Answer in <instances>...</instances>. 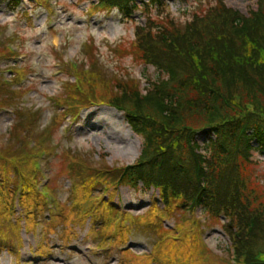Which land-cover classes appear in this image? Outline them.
<instances>
[{"label": "trees", "instance_id": "trees-1", "mask_svg": "<svg viewBox=\"0 0 264 264\" xmlns=\"http://www.w3.org/2000/svg\"><path fill=\"white\" fill-rule=\"evenodd\" d=\"M8 1L14 6L18 0ZM208 1L210 6L192 11L183 24L162 7L148 16L152 31L138 36L132 54L155 65L162 76L148 82L144 93L133 79L115 80L112 90L99 82L88 85L85 77L79 89L64 82L54 98L70 109L87 104L88 97L121 108L142 138L139 163L126 169L124 181L155 185L170 206L195 190L205 210L226 218L227 232L244 231L255 216L237 245L238 255L242 264H264V193L247 170L256 153L264 154V0L246 17L221 0ZM120 2L129 0L95 5ZM199 134L204 135L202 153L196 150ZM69 160L73 165L74 154ZM82 170L81 189L100 180L110 184L120 168ZM5 178L2 189L8 193Z\"/></svg>", "mask_w": 264, "mask_h": 264}, {"label": "rangeland", "instance_id": "rangeland-1", "mask_svg": "<svg viewBox=\"0 0 264 264\" xmlns=\"http://www.w3.org/2000/svg\"><path fill=\"white\" fill-rule=\"evenodd\" d=\"M166 1L165 4L169 5L168 9L181 23L190 19L192 11H204L211 5L208 4V0L195 1V3L191 0ZM211 1L214 3L213 0ZM251 1L227 0L226 2L232 4L241 12H245V4ZM43 2L44 0L38 4L31 0H22L20 7L17 8L18 11L13 13L14 11L5 5L7 3L10 6V2L0 0V24L8 26L7 32L21 43L19 49L27 56L25 61H28L26 67L28 68L29 78L23 88L28 89L26 99L29 100L31 97L32 107L38 110L36 116L32 117L31 120H28L27 116H22L21 124L23 128L35 130L34 134L38 135L47 131L48 125L53 122L52 128L50 127L51 134L48 135L52 139V143L50 142L48 174L49 181L51 180L49 188L58 196V214L51 221H47V230L44 231L46 242L50 245V248L42 250L46 256L32 258V264L222 263L227 255L225 245L229 243V232L223 227L226 218L222 213L213 216L207 209L201 211L198 207L192 212L191 219L195 221L194 218L197 217V214H201L200 219L204 220L201 223L204 224L203 227L207 230L204 235L206 245H201V238L199 243L190 234H186L187 237H185L182 230H180L179 234L171 236L174 239L173 241L167 240L162 244L161 251L158 250L159 254L153 255L145 262L143 258H145V254L147 255L145 253L147 246L155 243L159 238L158 236L167 227L173 234V229L169 227L175 226L176 221H180L184 216L181 212V199L177 201L176 205L171 204L170 206L168 204L165 206L164 210L169 207L170 210L162 213L159 210L163 204L160 203L158 189L155 186L154 188L148 186L145 188L139 182L131 185L126 183L116 185V192L111 197L113 200L106 199L102 201V207L96 212V214H103L104 210L109 211L110 216L105 219H111L112 209L107 208L106 203L110 201V204H112L117 199L119 207L122 204L128 210L127 214L130 212L134 215L130 228L125 233V239L114 242L104 237V232L100 230L102 227L97 228L101 217L94 218L93 232L88 231L89 221L82 214L83 207L81 206L92 202L87 194L90 193V190L98 192L103 189V182L101 180L97 181L90 188L88 184L82 185L83 190L79 188L80 191L78 190L74 195L78 199L79 205L73 196L74 192L67 187L68 178L78 185L83 180L82 169L86 168L80 166L78 161L92 162L93 166L97 167H99V163L118 167L133 162L140 151L141 139L128 125L123 111L106 103L84 107L81 110L78 123L72 127L70 136L67 137L66 132L62 133L59 128L62 120L60 121L58 116L60 110L58 100H55L52 96L59 97L62 80L70 78V76L64 74V72L56 74L59 71L58 68L53 70L54 66L52 64L59 60V57L55 56V52H58L56 55L74 60L73 54L82 58L81 56L86 54L88 45L93 44V47H97L94 49L98 53L97 58L111 75L137 78L141 81V84L146 85L147 81L157 80L160 74L153 65L135 56L133 44L136 45V41L133 31L134 25L143 23L145 17L154 14L156 10L152 9L149 12L143 6L144 11L141 14L139 13L140 10L136 9L131 17L127 18L116 7L92 6L97 0H48L47 6L49 9L45 7V4H41ZM88 5L92 7L91 13L85 11V7ZM51 23L54 24L50 25ZM85 42L86 47L84 46ZM14 46L15 43L11 42L8 48L12 49ZM6 60L4 59V61ZM57 64H59L58 61ZM59 75H62V77H58ZM92 77L95 82L99 83L108 79V76L101 71L92 74ZM5 109L0 110V132H3L7 125L9 123L11 125L13 121V115L5 112ZM26 121L27 123H25ZM203 136V134H199L197 136L198 140L201 141L204 138ZM11 140V134L8 138L5 136L0 140V146L2 145L1 155L3 157L23 155L21 159L15 161H26V157H24L23 152L19 151L17 143H11ZM103 153L105 154V161L99 160ZM70 154L76 155L77 165L75 163L70 164ZM85 157L89 159H85ZM247 170L251 172L250 178L256 184L260 193H264V154H255ZM6 175H8V178L4 179V185L7 190L11 191L13 189V183L10 180L11 172L7 171ZM107 188L109 191V187ZM84 196L87 198L84 199ZM262 197L264 200V195ZM153 200L159 206L150 205ZM68 201L74 210L70 208ZM94 203H97V200ZM18 210V206L15 209L13 207V214L18 218V223L23 225V210ZM35 210L36 207L33 206V220L38 217V214L43 213V209H40L37 213ZM88 211L91 212L92 210L88 209ZM160 216L165 218L161 220ZM120 220V217L116 218L114 216L116 223ZM95 222H97V226ZM173 223L174 225H172ZM190 226L192 232L198 233V227L194 226L193 222H190ZM20 231L25 240L24 230L21 229ZM103 237L110 244V249L86 250L85 246L81 245L83 239L86 242L95 244L94 238L102 239ZM36 238L37 236L31 239L29 236L31 241L36 240ZM122 243L129 244L130 248L128 247L127 251L118 249V245ZM155 251L156 247L153 246L150 252ZM15 260L16 258L11 256V251H8L0 243V264H16Z\"/></svg>", "mask_w": 264, "mask_h": 264}]
</instances>
